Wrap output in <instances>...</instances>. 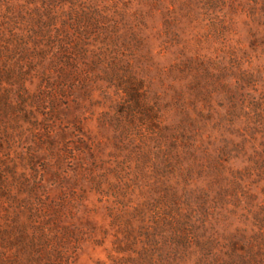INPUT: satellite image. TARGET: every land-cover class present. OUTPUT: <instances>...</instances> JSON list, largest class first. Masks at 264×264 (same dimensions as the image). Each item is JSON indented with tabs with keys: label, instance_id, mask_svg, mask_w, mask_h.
<instances>
[{
	"label": "rangeland",
	"instance_id": "rangeland-1",
	"mask_svg": "<svg viewBox=\"0 0 264 264\" xmlns=\"http://www.w3.org/2000/svg\"><path fill=\"white\" fill-rule=\"evenodd\" d=\"M67 1L69 15L85 6L97 19L82 62L104 65L92 71L80 63L91 81L63 91L55 70L44 79L31 72L28 92L38 97L25 109L33 113L0 137V224L28 223L34 238L46 236L58 248L52 264H129L123 259L143 247L137 211L149 217L162 207L168 185L179 186L181 199L183 188L209 189L223 141H242L247 120L238 107L264 97V47H253L249 25L251 8L264 0ZM123 82L138 85L140 97H129ZM223 159L231 170L248 165ZM211 185L214 202L219 185ZM244 186L264 201L262 178L246 177ZM248 195L212 203L206 215L220 234L251 229ZM127 228L141 235L136 245Z\"/></svg>",
	"mask_w": 264,
	"mask_h": 264
},
{
	"label": "trees",
	"instance_id": "trees-1",
	"mask_svg": "<svg viewBox=\"0 0 264 264\" xmlns=\"http://www.w3.org/2000/svg\"><path fill=\"white\" fill-rule=\"evenodd\" d=\"M58 1L0 0V137L5 132L9 133L11 122L18 121V118L29 121L28 116L33 113L25 109L31 103H37L38 97L28 92L27 83L35 77L31 72L36 71L41 75L39 78L44 79L55 70L57 86L63 91L76 83L85 86L91 81L87 73H81L80 63L92 71L104 65L98 58L89 64L82 62L91 55L85 48L89 44L84 41L89 38L88 30L97 27L94 13L83 6L79 11L72 9L69 15L65 5L70 2ZM59 7L67 13H64V19L61 15L52 17V10L59 12ZM249 19L253 47H264V3L259 8H251ZM68 28L76 29L74 32L78 36H70ZM258 31L261 36L256 38L252 33ZM46 59L49 63L43 67ZM112 64L117 66L114 62ZM109 65L105 68L114 70V65ZM124 85L123 90L129 97H140L138 85L134 87L132 82H123ZM143 105L141 107L148 108L147 104ZM238 109L247 120L242 128V141L232 143L225 139L218 152L222 159L214 160L216 165L212 168L209 166L212 169L209 174L211 184L219 185L215 201L210 202L207 195L211 184L209 189L183 188L182 199L178 194L179 186L168 185L167 196H163L166 204L152 210L149 217L141 216L142 209L136 210L142 218L143 247L136 252L135 258L123 260H130L127 261L129 264H264V201L257 203L256 196L248 195L244 186L246 177L255 175L264 180V97ZM142 114L135 111L133 117L136 119ZM248 145L252 153H248ZM239 156L248 163L244 169L231 170L225 166L228 160L223 157L232 160ZM172 157L168 154V163H171ZM190 174L188 170L181 174L186 187L189 186ZM240 193L248 195L251 207L254 205L252 210H247L252 220L249 218L246 221H250L251 229L237 227L233 232L220 234L213 227L212 214L206 213L212 208V203L226 198V195L242 197L238 195ZM262 193L264 195V189ZM237 200L238 203L242 201ZM193 201H196L197 207L193 206ZM125 225L130 227L129 221ZM133 234L131 229L125 231L128 241H134L136 245L135 241L141 235L135 239ZM46 241L44 235L34 238L28 223L0 224V264H52V252L56 254L58 248L49 246Z\"/></svg>",
	"mask_w": 264,
	"mask_h": 264
}]
</instances>
